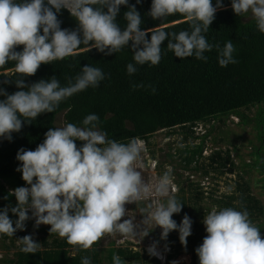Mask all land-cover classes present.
I'll return each instance as SVG.
<instances>
[{"label": "clouds", "instance_id": "obj_1", "mask_svg": "<svg viewBox=\"0 0 264 264\" xmlns=\"http://www.w3.org/2000/svg\"><path fill=\"white\" fill-rule=\"evenodd\" d=\"M128 5L129 0H0V68L14 62L19 74L14 82L20 89L8 94L0 88V97H5L0 99V138L11 140L23 124L42 113L55 112L62 101L79 92L99 87L105 73L86 65L66 86L53 76L26 88L24 77L35 75L42 64L72 56L81 45L112 55L129 49L131 41L134 63L127 65L129 75L137 72L138 65H158L165 40L167 49L181 60L195 57L206 62L205 53L215 47L221 67L237 62L232 41L221 48L204 35L223 7L222 0H216L215 6L213 0H152L148 15L153 20L181 14L190 22V30L178 33L161 27L142 30V17L135 5L123 14L126 26L122 28L117 17L121 6ZM231 7L238 16L250 13L257 29L264 33V0H231ZM62 9L75 19L76 30L61 28L57 14ZM19 46H23L22 51H16ZM77 141L81 142L79 147ZM144 150L138 137L129 138L127 143L109 138L97 114L87 115L80 126L66 123L50 128L35 150L17 152L21 165L17 171L27 186L9 192L17 204L0 209V235L13 236L34 219L36 227L50 225L51 233L82 249L91 248L105 236L116 238L117 246L127 240L140 243L157 227L162 230L161 240L176 231L181 244L186 245L193 222L187 214L179 225L172 218L181 213L184 204L172 195L170 173L145 179L140 170ZM141 202L146 206L140 209L143 218L137 223L125 206ZM9 211L18 219H10ZM125 216L128 218L122 220ZM203 224L207 235L195 250L199 264H264V238L246 209H213ZM18 242L20 250L28 254H36L41 247L32 235ZM158 247L159 242H153L147 252L163 259ZM81 264L92 262L83 257ZM113 264L126 262L116 255Z\"/></svg>", "mask_w": 264, "mask_h": 264}, {"label": "trees", "instance_id": "obj_2", "mask_svg": "<svg viewBox=\"0 0 264 264\" xmlns=\"http://www.w3.org/2000/svg\"><path fill=\"white\" fill-rule=\"evenodd\" d=\"M151 3L152 0H141L139 4L137 0H129L128 6L120 8L117 17L120 26H126L123 14L129 6L135 5L142 17V30L156 27L177 33L190 30V22L181 14L169 16L163 21L153 20L148 15ZM215 3L216 0H213V6ZM222 3L223 7L217 10L213 23L204 35L209 43L218 44L221 48L228 40L233 42L236 49L234 58L237 62L227 67L219 65L215 47L211 52L205 53L206 62L195 57L181 60L167 49L168 41L165 40L158 65H138L137 72L129 75L127 65L134 63L130 41L129 49L124 48L112 55H105L94 48L89 51L86 46L81 45L72 56L52 64H42L35 75L24 77L26 88L41 79L48 80L53 76L59 79L61 86H66L70 81L74 82L81 68L92 65L102 69L106 78L99 87H90L62 101L55 112L42 113L31 123L23 124L20 132L12 133L11 140L0 138V195L7 206L15 207L12 201L16 199L9 196V192L17 187L27 186L22 179V173L17 171L21 166L16 159L17 152L20 149L35 150L44 141L46 132L57 127L56 119L61 114L64 124L73 123L78 126L82 125L87 115L97 114L100 127L108 133L109 138L127 143L132 137L145 140L160 131L184 128L197 123L218 120L225 122L229 116L239 114V110L249 107L261 106L264 109V33L257 29L254 19L245 20L246 15H236L231 7V0H222ZM57 18L61 21L62 29L76 30L78 27L66 9H62ZM147 38L150 40V33ZM22 49L23 46H19L16 51ZM0 76H3L0 77V88L5 89L8 94L20 90L14 82L19 76L15 72L14 62L0 68ZM5 80L11 82L4 83ZM134 85L143 87H133ZM204 139L205 137L197 146L185 145L179 149V156L187 168L202 158ZM76 143L78 147L81 145L79 141ZM183 170L196 173L200 169ZM175 197L184 204L181 213L172 217L179 225L190 205L183 192ZM194 206L193 203L190 208ZM229 206L232 207L230 203L226 205ZM250 213L251 221L261 229V237L264 238V209L261 214L262 222ZM9 217L13 221L18 219L11 211ZM190 218L193 222L192 234L187 238L186 245L181 244L178 233L170 234L166 244L174 249L175 254H191L192 264H199L195 250L207 235L202 222L204 214L195 212ZM26 225L46 236L56 235L50 232V227L37 228L30 222H26ZM53 243L56 249L44 253L45 260L39 263L81 264V259L88 257L92 264H113V257L119 255L126 264H160L147 251L140 253L127 248H108L105 252L101 251L103 255H100L97 249L99 241L89 249L69 244L66 238ZM65 248H75L76 253L71 255ZM0 264L18 263L15 260L2 259Z\"/></svg>", "mask_w": 264, "mask_h": 264}, {"label": "rangeland", "instance_id": "obj_3", "mask_svg": "<svg viewBox=\"0 0 264 264\" xmlns=\"http://www.w3.org/2000/svg\"><path fill=\"white\" fill-rule=\"evenodd\" d=\"M249 19H253L250 13L245 17V20ZM262 109L261 106L249 107L239 110V114L229 116L225 122L218 120L197 123L154 134L142 140L145 150L140 170L148 180L155 179L164 172L170 173L173 178L172 195L183 192L189 205L195 204L192 208L189 206L185 213L189 217L195 212H200L205 217L213 209L218 211L230 203L235 209L236 207L238 210L246 209L262 222L261 214L264 209V111L261 113ZM63 125L61 114L56 119V126ZM203 137L205 139L202 158L198 163H193L187 168L182 162V157L179 156V149L185 145L197 146ZM183 169L200 170L192 173ZM12 204L16 206L17 201H12ZM6 206L0 195V209ZM145 206L146 204L141 202L137 206L129 204L125 207L127 211L133 212L130 215H135L136 222L139 223L143 218L139 213L140 209ZM28 214L31 216V212ZM127 218L125 216L122 220ZM27 222L35 226L34 219H29ZM13 226L15 227V224ZM49 227L51 226L39 225L37 228ZM151 230L149 228V231ZM161 231L157 227L140 243L127 240L119 246L116 244V238L105 236L99 241L97 249L100 255H103L101 251L105 252L108 248H127L143 253L153 242L158 241V251L163 259L155 258L159 259L160 264H192L191 254H175L174 249L166 244L170 234L178 232L173 231L169 233L167 240H161ZM26 235H32L34 241L41 244L36 254H28L20 250L22 245L18 240ZM262 235L264 236V233ZM61 239L63 237L57 233L49 237L26 225L25 230L15 232L13 236L0 235V261L9 259L15 260L18 264H41L39 262L45 257L43 254L54 251L56 246L53 242ZM65 249L71 255L76 253L75 248ZM170 255L172 256L169 257Z\"/></svg>", "mask_w": 264, "mask_h": 264}]
</instances>
